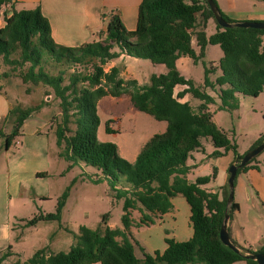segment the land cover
<instances>
[{
    "label": "trees",
    "instance_id": "trees-1",
    "mask_svg": "<svg viewBox=\"0 0 264 264\" xmlns=\"http://www.w3.org/2000/svg\"><path fill=\"white\" fill-rule=\"evenodd\" d=\"M5 2L12 0H0V7ZM221 13L227 21H234L222 10ZM105 17L108 21L105 35L71 47L55 42L50 21L40 6L15 9L6 18V25L0 28V63L13 70L20 69L17 76L28 84L27 93L32 91L31 86L40 84L53 89L60 100L63 116L56 129L57 144L62 148L60 157L70 162L68 168L84 162L102 171V177H90V180H106L111 197L123 200V227L107 225L110 214L106 213L102 217L103 224L97 228L81 226L75 234L76 242L68 251L53 252L50 246H45L22 260L13 258L15 254L9 249L0 251V264H259L235 252L221 239L230 192L228 183L220 195L203 187L215 173L213 177L200 176L190 181L188 160L193 151L203 147V137L212 139L216 148L214 156L222 155L221 149L234 151L235 160L245 154L238 152L227 133L214 121L210 105L215 99L206 89L217 92L222 100L220 108L231 110L239 107L238 93L259 96L263 92L264 29L221 26L207 0H142L134 30H128L116 13ZM211 18L216 23V31L208 35L206 28ZM193 39L198 50L193 46ZM208 45H220L224 56L217 66L212 64L206 69L204 85L199 86L181 74L177 60L188 56L198 63L205 56ZM122 54L164 64L166 72L152 74L142 85L134 78L125 80L120 76L119 66L109 71L105 68ZM49 59L61 66L58 73L47 70ZM73 64L90 66L92 71L67 76L66 66ZM218 70L220 75L215 81L211 80L208 74ZM10 71L6 70L3 76H14ZM178 85H186V89L176 94ZM125 94L140 111L167 122L166 130L154 134L134 162L120 155L116 143L98 139L101 122L98 102L105 96ZM185 94L200 103L195 107L190 100L181 102L179 99ZM47 103L50 102L14 107L8 116V119L12 117V132L7 133L0 120V138L5 141L6 149L19 135L24 121ZM67 131L71 135L68 136ZM107 131H111L109 123ZM263 141L264 134L250 149ZM251 168L260 169L257 157L238 169L235 184L240 173ZM38 175L44 176L46 172ZM70 190L68 186L61 194L55 212H41L31 219H22L25 225L61 220ZM176 196L185 197L190 205L193 236L186 241L166 238L167 248L150 254L132 237L133 212L140 213V224H155L173 209L172 198ZM231 208L229 222L240 205L234 200ZM228 231L244 253H264V245L257 250L244 247L232 238L229 226ZM137 246L141 256L136 254Z\"/></svg>",
    "mask_w": 264,
    "mask_h": 264
},
{
    "label": "rangeland",
    "instance_id": "rangeland-1",
    "mask_svg": "<svg viewBox=\"0 0 264 264\" xmlns=\"http://www.w3.org/2000/svg\"><path fill=\"white\" fill-rule=\"evenodd\" d=\"M264 2L259 3L263 7ZM17 8L20 7L18 4ZM216 23L213 18L208 21L206 32L208 35L213 34ZM196 47V44L194 45ZM197 48V47H196ZM224 52L220 45H209L206 48V54L198 63L192 62L189 67L181 68L183 73L191 77L196 85H204L206 78V69L212 64L217 66L223 58ZM111 62V61H110ZM118 66L126 68L124 75L127 78H135L139 83H147L152 74L166 71L165 65L154 64L149 59L136 58L128 56L127 59H116ZM28 66V65H26ZM0 68L11 70L14 75L12 82L1 78L0 85L3 84V95L0 94V101L7 103V100L21 101L19 105L23 107L38 105L41 102L47 103L40 110V117L45 116L50 120L48 127L51 135L50 140V160L52 164V176L48 178L50 187L49 193L51 198L42 199L35 197L31 199V203L21 202L20 211L23 217L33 218L41 212H55L59 197L64 190L71 186L70 194L66 202V206L62 212L61 220L40 221L34 226H26L17 229V235L20 241L15 245L17 252L25 254V257L32 256L33 247L43 248L50 246L54 251H68L76 242L75 234L79 233L80 227L85 225L90 228H97L103 224L102 217L109 213L107 225L113 228H122L123 200H114L109 194V185L106 180L101 182H93L90 177H102V171L98 168L86 163H79L72 168H68L70 162L61 158L59 153L62 148L57 144L56 129L62 122L60 100L56 97L51 87L40 84L31 86L32 91L27 93L28 84L22 82L19 74L20 69L13 70L3 62ZM46 68L51 73H58L61 66L49 59ZM105 68L109 71L110 64H106ZM90 66L83 64H73L66 66V75L72 73L91 72ZM180 71V70H179ZM181 72V71H180ZM220 75V70L215 73H209L211 80ZM215 101L210 105L213 113V119L216 124L227 133L231 142L237 146L239 153L244 154L256 143V141L264 134V90L259 96L237 94L239 107L231 110L229 108H220L222 100L217 92L211 88L206 89ZM8 99H6V97ZM193 105L200 103L198 99L191 98ZM1 111V110H0ZM98 114L100 116V126L98 128V139L102 142H113L119 147L120 155L130 162L136 160L137 155L141 151L145 143L156 133H162L167 124L166 121L157 120L152 115L140 111L133 104L128 94L120 97L106 96L98 105ZM7 132H12L13 121L10 117L7 121L5 116H0ZM107 123L110 124L111 131H107ZM74 129L75 126L71 125ZM67 135H71L67 131ZM17 139L7 151L5 141L0 138V168L6 164V157H11L17 153ZM203 147L191 153L188 165L191 167L188 177L194 181L200 176H216V172L222 168L229 170L234 156L232 153L223 156H214L216 149L210 137L202 138ZM225 152V149H221ZM260 170H257L259 180L252 183L245 177L239 175L236 180L234 190V200L242 203L240 212L236 215L237 220L242 224L243 234L251 237L254 241L264 240V150L257 156ZM206 184L204 187L215 188L217 179ZM250 184L253 191L250 198L247 188ZM243 187V188H242ZM60 193V194H59ZM140 213L134 211L132 218L134 223V231H138ZM133 226V225H132ZM243 264V263H237Z\"/></svg>",
    "mask_w": 264,
    "mask_h": 264
},
{
    "label": "crops",
    "instance_id": "crops-1",
    "mask_svg": "<svg viewBox=\"0 0 264 264\" xmlns=\"http://www.w3.org/2000/svg\"><path fill=\"white\" fill-rule=\"evenodd\" d=\"M262 1L264 2V0H216L220 9L234 19V21H264V5L263 7L259 6V3ZM141 2L142 0H12V2L3 3L0 7V28L6 25V18L11 16L15 9H33L40 6L43 14L50 21L51 32L55 42L60 45L75 47L86 42L98 40L99 37L105 35L108 26L105 15L111 12L121 17L128 30L136 29ZM18 4L20 5L19 8L16 7ZM192 43L193 46L196 44L195 39H193ZM196 47L198 50L197 44ZM128 56L122 54L117 59L125 61ZM192 62H194L193 59L188 56H182L177 60L178 69L187 79L191 77L184 74L181 68L189 67ZM109 64L110 68L118 66L116 59L109 62ZM125 69V67L121 69L120 76L125 80L132 79L124 75ZM4 72L5 69L0 68V80L3 77L8 82H12L15 77L3 76ZM165 72L161 69L160 72L155 74L159 75ZM139 84L142 85V83ZM184 89H186V85H178L175 88V93L182 92ZM3 90V84H1L0 94L2 95ZM6 99L8 98L6 97ZM179 100L181 102L191 101V97L189 94H185ZM17 102L18 105L21 103V101ZM18 105L9 99L7 103L1 100L0 116H5V120L7 121L10 111ZM39 114L40 111L33 113L24 121L20 133L16 138L17 144H19V139L21 138L20 148H18L17 153L13 156L6 157L5 166L0 168V251L5 252L10 249L15 254L13 258H20L22 260L29 257H25L24 252L20 253L15 250L16 243L20 241L17 229L26 224V221L22 219H30V217H23L24 215L21 214V202L30 204L31 199L35 197L42 199L51 198L49 193L50 187L47 182L48 178L52 176V164L49 153L51 135L48 127L50 120L45 116L43 118L40 117ZM166 128L167 124L164 131ZM9 150L10 148L7 149V151ZM228 153H232L234 156L233 160H235V153L232 150L224 152L220 156ZM257 170L260 169L251 168L248 171L240 173V175L245 177L246 180L256 183V180H259L256 174ZM39 172H46V175L39 176ZM216 173L213 179H217L216 187H203L222 195L227 187L229 172L227 168H222L220 172L217 169ZM188 179L194 181V179H190L189 177ZM247 192L250 198H252L253 191L250 184L248 185ZM235 202H238L240 208H242L241 201L235 200ZM172 203L173 209L165 213L155 224H141L138 226L137 232L134 231V225L131 226L130 232L132 237L150 254H154L157 250L163 252L168 246L166 238L186 241L193 236L194 229L190 220L191 208L188 201L183 196H176L172 198ZM240 208L235 211L232 220L228 223L232 238L244 247L257 250L264 245V240L261 242L254 241L251 237L243 234L242 224L236 218V215L240 212ZM36 249L39 248L34 246L33 252ZM51 250L57 252L53 249ZM136 254L138 256L142 255L141 249L138 246L136 247Z\"/></svg>",
    "mask_w": 264,
    "mask_h": 264
},
{
    "label": "water",
    "instance_id": "water-1",
    "mask_svg": "<svg viewBox=\"0 0 264 264\" xmlns=\"http://www.w3.org/2000/svg\"><path fill=\"white\" fill-rule=\"evenodd\" d=\"M217 22L223 27H252V28H260L264 29V21H227L221 13L220 7L215 0H207ZM264 150V141L259 145L255 146L254 148L247 151L243 157L239 160H235L232 165L230 166L229 178H228V185H229V196L227 200V208L225 211V216L222 222V227L220 231V236L225 245L233 249L235 252L242 254L245 258H251L258 261L259 264H264V253L257 252V253H244L242 249L237 246L228 231V223L231 217V206L234 201V190H235V178L237 175V171L239 168L244 167L249 161L257 157L262 151Z\"/></svg>",
    "mask_w": 264,
    "mask_h": 264
}]
</instances>
